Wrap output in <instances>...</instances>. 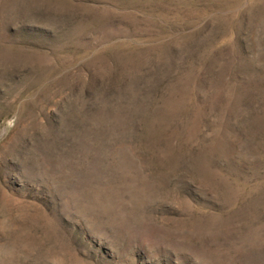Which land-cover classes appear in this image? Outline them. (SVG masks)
Instances as JSON below:
<instances>
[{"label":"rangeland","instance_id":"374dc122","mask_svg":"<svg viewBox=\"0 0 264 264\" xmlns=\"http://www.w3.org/2000/svg\"><path fill=\"white\" fill-rule=\"evenodd\" d=\"M0 264H264V0H0Z\"/></svg>","mask_w":264,"mask_h":264}]
</instances>
